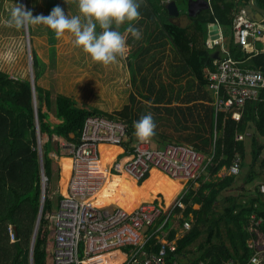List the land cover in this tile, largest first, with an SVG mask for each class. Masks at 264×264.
Here are the masks:
<instances>
[{
    "label": "trees",
    "instance_id": "1",
    "mask_svg": "<svg viewBox=\"0 0 264 264\" xmlns=\"http://www.w3.org/2000/svg\"><path fill=\"white\" fill-rule=\"evenodd\" d=\"M175 1L179 9L182 7L187 10L188 0ZM254 1L264 9V0ZM210 2L211 9L202 11L195 18L188 17L189 23L181 26L173 20L174 17L159 0H141L138 10L140 17L142 16L150 24L146 32V40L149 44L133 49L128 55L127 68L116 64L118 74L112 77L119 80L118 84L116 82L112 84L113 80H111L108 81V85L112 84V87L114 89L117 87L119 91L124 88L127 90L126 71L129 72L130 84L135 82L137 74L148 61L149 53L158 46H165L166 42L172 44L179 56L181 66L176 75L181 77L185 72L184 74L191 77L189 86L180 87L175 93L172 87L161 85L157 88L153 82L148 83L147 93L141 96L142 101L145 100L148 105L129 90L128 101L124 105L120 106V101L116 100L113 106L120 108L108 110L100 104L101 99L105 100V96L94 97L87 101L73 90L67 93L61 91L53 95L50 86L44 87L39 84V80L46 75L47 64L38 55L33 44L31 52L36 109L31 79L12 78L8 73L0 70V264H31V246L43 192L36 111L40 137L47 135L48 140L41 146L43 172L47 179L45 200L33 248V264H52L49 252V242L54 233L52 214L57 210L62 199L58 187L60 166L50 153L60 156L61 150L65 147L64 142L78 145L85 120L92 115L105 116L126 124L128 137L122 145L127 150H131V144L136 139L133 121L145 114L147 108L158 114L166 113L167 116L174 118L180 128L190 129L191 132L182 140L209 159L204 170L209 179H206L205 174H201L197 179L199 186L194 187L191 183L183 197L186 208L179 223L182 224L184 219L189 220L191 217L193 226L179 238H176L175 229L170 230L168 238L175 239L177 248L175 252L169 254L168 261L180 262L187 258L189 261L187 264H198L200 261L207 264H227L230 260L244 264L254 253L255 249L248 246V240L257 239L258 234L250 232L248 227L251 225L252 215H255L257 219H262L258 231L264 235V198L262 197L264 194L259 189L257 195L244 200L239 196L226 197L225 204L219 206L221 193L233 185L236 177L228 174L219 176V172L232 164L236 154H239L243 165L246 155L245 143L243 139L238 140L237 137L243 134L253 135L248 133L249 129H254L256 134L252 136L250 167L259 164L261 170H264V144L258 140V136L264 138V90L260 94L259 102L246 103L239 118H235L233 112L216 111L205 77L206 68L215 70L213 50L206 44L207 25L219 22L221 26L230 29L236 0H210ZM49 4L51 10L55 6V0H49ZM140 17L136 22L143 23L144 19ZM160 23L161 26L158 27ZM153 25L156 30L152 29ZM49 35L51 43L56 42V36L51 29ZM161 39L163 40L160 41ZM226 45L235 59L245 61L242 66L260 69L264 75V51L258 54L248 53L235 42L232 35ZM76 70L82 72L86 68L77 67ZM83 76V74L78 76L73 74L66 78L68 83H76ZM141 81L145 86L147 83L145 77H142ZM71 88L73 89L72 86ZM90 89L97 94L101 91ZM184 91L187 92L183 93ZM126 93L125 91V96ZM110 99L108 98V101ZM92 102L97 104L91 105ZM51 114L61 122L52 123L49 120ZM159 118L160 116L153 115L154 121ZM55 136L58 137L57 140L54 139ZM117 150L118 147L105 151L102 164L105 165L111 160ZM61 164L63 186L66 190L71 160L64 157L61 159ZM138 184L141 185L136 186L123 175L108 177L102 190L97 194L96 203L100 206L114 204L127 207L134 202L136 196L153 200L158 194H162L165 205H168L182 187L181 183H176L170 177L155 170L151 172L149 178L140 180ZM113 194V197L107 199ZM220 210L224 212L221 213ZM179 211L180 208L176 209V213ZM171 225V221H168L165 228L168 230ZM10 227L14 230V241L11 240ZM202 233H206L204 240L196 250H191L190 246ZM151 247L148 249L151 250ZM115 256L118 259L123 258L118 253L113 254V257ZM103 261L109 262V259ZM114 263L117 264L118 261Z\"/></svg>",
    "mask_w": 264,
    "mask_h": 264
},
{
    "label": "built area",
    "instance_id": "2",
    "mask_svg": "<svg viewBox=\"0 0 264 264\" xmlns=\"http://www.w3.org/2000/svg\"><path fill=\"white\" fill-rule=\"evenodd\" d=\"M160 1L165 3L166 0ZM236 5L231 24L235 42L248 53L258 54L260 51L251 45L252 41L264 37V25L250 17L247 0H237ZM206 44L212 50H219L220 55L214 60L215 70L205 69L207 88L216 111L233 112V116L239 118L247 102H259L264 90V75L260 69L242 66V61L233 57L220 25ZM124 53L128 54L129 48ZM127 137L126 124L92 115L85 120L80 143L66 146L70 150L71 171L65 193H60L62 199L52 214L54 233L49 242L52 264H115V261L117 264H180L178 260L167 259L177 247L175 239L168 238L174 225L168 230L165 225L177 214H180L179 219L183 218L187 184L197 182L209 159L191 145L168 143L159 146L151 138L140 141L136 137L132 149L127 150L122 145ZM237 139L242 140L243 135ZM101 146L119 147L121 152L103 165ZM152 170L183 182L167 206L163 199L158 201L160 194L129 210L114 204L97 205V194L108 177L127 175L138 183L146 180ZM240 171L241 158L236 154L227 174L237 176ZM259 189L264 194V184ZM178 208L181 211L176 213ZM261 223V218L252 215L248 229L257 233L258 238L248 240V246L255 251L244 264H264V235L258 231ZM181 227L185 234L191 228L190 221L184 219ZM9 232L14 241L12 227ZM115 253L123 258L113 257ZM198 264L207 263L200 261ZM227 264L241 263L230 260Z\"/></svg>",
    "mask_w": 264,
    "mask_h": 264
},
{
    "label": "rangeland",
    "instance_id": "3",
    "mask_svg": "<svg viewBox=\"0 0 264 264\" xmlns=\"http://www.w3.org/2000/svg\"><path fill=\"white\" fill-rule=\"evenodd\" d=\"M20 2L23 3L26 9H31L33 15H46L50 11L49 0H20ZM56 4H60L68 15L79 13L77 0H55V5ZM13 5L14 0H0V70L8 73L12 78L25 80L31 79V67L33 64L31 48L34 45L39 53L38 55L47 64V70L45 72L46 75H44V77L39 80V84L43 85L44 87L50 86L52 88L53 95L61 91L67 93L73 90L76 94H79L83 98V100L87 101L91 100L94 97L98 98V96H105L104 99L106 101L101 99L100 104L103 105L102 107L105 106L107 108L106 110H108L109 108L114 109L115 107L113 106V102H116V100L120 101V106L124 105V103L128 101L129 91H132L136 95V97L142 101L143 98L141 96L142 94L147 93L148 83L153 82L157 88H159L161 85H165L167 86V88L172 87L173 93H175L180 87L189 86L191 79L190 75L184 74L185 72L181 74L182 76L180 75L181 77H178V75H176L181 66L179 56L172 44L166 42L165 46H158L149 53L147 57L148 61L145 62L146 65H144L140 73L137 74L135 82L133 81L130 84L129 72L126 71L127 90L126 88H124L123 90L119 91L117 90V87L116 89L112 87V84H114V82L118 84L119 81L115 80V77H112L115 74H118L116 64H118V66L121 64L122 67H126V64L129 61L128 54L133 52V49L139 47L140 45L147 46V44H149L146 40V32L148 31L150 24L146 19L142 18V16L140 18L144 19L143 23L136 22V20L135 22H131L139 30V38L133 37L130 32H122L123 29H125L126 24L129 22L122 23L119 26L118 30L125 37L126 48H129V53H124L123 56H119L117 58L118 60H116L115 62L105 65L103 63L92 60L87 53L82 51L80 47H77L73 43L74 37L71 33L66 32L63 37H56V42L51 43L49 35L50 29L46 25H29L20 29L9 25L7 23V19L10 8ZM180 10H182L181 15L178 19H175V22L179 23L180 25H184L185 23H187L188 17L184 8L181 7ZM154 26L155 25H153V27ZM160 26L161 23L158 25V27ZM221 31L225 37V43L228 42L231 35V29L222 26ZM162 40L163 39H161L160 41ZM256 43L258 49H263L264 39H261ZM52 48L53 51H51ZM77 67L86 68V70L82 72L77 71ZM73 74H77V76L83 74L84 76L76 81V83H68L66 77ZM142 77H145L147 81L145 86L141 81ZM111 80H113L112 84L108 85V81ZM71 86L73 87V89L71 88ZM90 88L101 91L97 94V92L91 90ZM125 91L127 92L126 96L124 95ZM121 92H123V94H121ZM186 92L187 91H184L183 93ZM169 93L171 92L169 91ZM108 98L111 99L108 101ZM142 102L145 103V105H148L145 100ZM96 104V102L91 103V105ZM120 106L116 107L115 109L120 108ZM148 112H150L152 116H160V118L155 121V135L151 137L156 145L163 146L172 142L187 144L184 143L182 138L184 136H187L189 132H191L190 129L185 130L180 128V126L175 122L174 118L172 116H167L166 113L158 114L154 112V110L147 108L146 113ZM49 120L54 124L58 123V119L52 114L50 115ZM248 133H253V135L248 136L247 134H243L242 140L244 141L246 148L245 161L243 162V165H241V171L235 177V182L233 183V185L221 193L219 198L224 202L219 203V206L225 204L224 198L226 197L239 196L240 199L244 200L246 198L248 199L249 197L255 196L258 193L260 185L264 184V170H261L260 165L258 164L253 168L250 167V165L252 164L253 149L252 136H256V134L254 133V129H249ZM54 139L57 140L58 137L55 136ZM258 140L261 144H264L263 137L258 136ZM45 141H47V135H42L41 146ZM63 144L67 146L69 145L67 142H64ZM50 156H52L53 158L55 157L52 154H50ZM58 157V159L54 158L58 161L60 166V179L58 187L59 192L64 194L65 190L63 186V169L61 159L62 157L69 158L70 151L68 149H63L61 150V155ZM202 174H205L206 179H209V176L206 174V172H203ZM226 174L227 168H223L219 172V176ZM191 183L192 182L187 184V186H189ZM141 184L136 183L137 186H140ZM192 184L194 187L199 186L198 181ZM162 196V194L159 195L158 201L163 199ZM262 197L264 198V196ZM142 201L148 200L147 198L135 199L136 203ZM164 206L167 205H165L164 203ZM179 216L180 214H177L175 218L171 219V224L174 225V229L177 231V238L183 236L184 234L181 224L179 223ZM188 221H190V225L192 227L193 219L190 217ZM205 235L206 233H202V235L196 240V242H194L190 246V249L196 250L198 245L204 240ZM225 241L228 242L227 240Z\"/></svg>",
    "mask_w": 264,
    "mask_h": 264
},
{
    "label": "clouds",
    "instance_id": "4",
    "mask_svg": "<svg viewBox=\"0 0 264 264\" xmlns=\"http://www.w3.org/2000/svg\"><path fill=\"white\" fill-rule=\"evenodd\" d=\"M140 3L141 0H77L78 14L68 15L60 4H56L46 15H33L20 0H14L7 23L17 29L46 25L57 38L63 37L66 32L71 33L77 47L92 60L107 65L125 52V37L118 30L122 23L129 22L125 31L135 38L140 37L139 30L131 23L140 17ZM155 127L150 112L133 121L134 135L140 141L153 137Z\"/></svg>",
    "mask_w": 264,
    "mask_h": 264
},
{
    "label": "water",
    "instance_id": "5",
    "mask_svg": "<svg viewBox=\"0 0 264 264\" xmlns=\"http://www.w3.org/2000/svg\"><path fill=\"white\" fill-rule=\"evenodd\" d=\"M165 8L167 9L168 13L173 16V17H178L180 15V10L177 5V2L175 0H170L165 3ZM210 8V3L208 0H188L187 3V13L190 17H196L202 10H207ZM248 13L250 17L254 18L256 21L261 22L264 21V9L259 7L254 0H248ZM218 24H214L210 27L211 34H216L218 32ZM155 29V26L153 27V30ZM213 35V36H214ZM212 57L214 59H218L220 57L219 55V50H216L213 54ZM31 83H32V91H33V96H34V106L36 109V98H35V88H34V77H33V69L31 67ZM36 127H37V134H38V152L40 156V163H41V176H42V201H41V207H40V212L38 215L34 235H33V240H32V246H31V264H33V248L37 236V231L39 228V223H40V218H41V213L43 209V204L45 200V183L44 181L46 180L44 177V172H43V161H42V151H41V137H40V132H39V124H38V117H37V111H36ZM48 140V138H47ZM53 154V153H52ZM55 156V154H53ZM224 201H221L219 203H223ZM221 213H223V210H220ZM189 261L187 258L184 260H181V264H187Z\"/></svg>",
    "mask_w": 264,
    "mask_h": 264
},
{
    "label": "crops",
    "instance_id": "6",
    "mask_svg": "<svg viewBox=\"0 0 264 264\" xmlns=\"http://www.w3.org/2000/svg\"><path fill=\"white\" fill-rule=\"evenodd\" d=\"M159 1H160V0H159ZM168 1H170V0H166L165 3L168 2ZM208 1H209V3H210V8H209V9H211V2H210V0H208ZM247 2H248V0H247ZM160 3H161V1H160ZM165 3H162V4L164 5V7H165ZM236 4H237V0H236ZM177 5H178V4H177ZM236 6H237V5H236ZM236 6H235V9H236ZM247 6H248V5H247ZM178 7H179V6H178ZM179 10H180V9H179ZM202 11H204V10H202ZM202 11H201V12H202ZM234 11H235V10H234ZM201 12H200V13H201ZM200 13H199V14H200ZM199 14H198V15H199ZM180 15H181V10H180ZM180 15H179V16H180ZM186 15H187V17H190V16L188 15V13H187V10H186ZM198 15H197V16H198ZM179 16H178V17H174V21H175V19H178ZM197 16H196V17H197ZM172 17H173V16H172ZM190 18H193V17H190ZM194 18H195V17H194ZM188 23H189V18L187 19V23H185L184 25H181V26H185V25H187ZM178 24H179V23H178ZM214 24H218V25H220L219 22L209 23V24L207 25V35H208V37L214 35V34H211V31H212V30L210 29V27H211L212 25H214ZM261 24L264 25V21H261ZM179 25H180V24H179ZM221 27H222V26L220 25V28H221ZM230 29H231V28H230ZM218 30H219V27H218ZM123 32H124V31H123ZM222 35H223V33H222ZM231 35L234 37V34H233L232 30H231ZM231 35H230V37H231ZM223 37H224V35H223ZM207 39H208V38H207ZM234 39H235V38H234ZM262 39H264V37H263ZM260 40H261V39H260ZM260 40H258V41H260ZM224 41H225V37H224ZM258 41H252V45H251V47H252V48H255V49H257V50H259L260 52H262V51H264V44H263V49L261 48V50H260V49H258L257 46H256V44H257L256 42H258ZM225 44H226V43H225ZM216 50H217V49H216ZM216 50H213V53H214ZM260 52H259V53H260ZM244 62H245V61H244ZM244 62H242V63H244ZM57 122L60 123L61 121H60V120H59V121L57 120ZM55 124H57V123H55ZM47 138H48V136H47ZM66 146H67V145H65V147L63 148L64 150L69 149V148L66 147ZM118 148H119V147H118ZM120 150H121V149H120ZM69 151H70V150H69ZM50 154H52V153H50ZM53 154H55V153H53ZM53 154H52V155H53ZM53 156H54V155H53ZM54 158L58 159L59 157L55 154V157H54ZM62 158H63V157H62ZM152 171H153V170H152ZM155 171H156V170H155ZM150 175H151V174H150ZM149 177H150V176H149ZM149 177H148V178H149ZM162 197H163V196H162ZM136 198H139V197L136 196V197L134 198V201H135ZM140 199H141V198H140ZM118 254H119V253H118ZM117 256H118V255H117Z\"/></svg>",
    "mask_w": 264,
    "mask_h": 264
},
{
    "label": "bare ground",
    "instance_id": "7",
    "mask_svg": "<svg viewBox=\"0 0 264 264\" xmlns=\"http://www.w3.org/2000/svg\"><path fill=\"white\" fill-rule=\"evenodd\" d=\"M116 147H114V146H101V163H102V157L103 156H105V151H107V150H114ZM121 152V150H120V148H118V150H117V152L115 153V155L116 154H118V153H120ZM115 155L113 156V158L112 159H114V157H115ZM112 159L111 160H109L106 164H109L110 163V161H112ZM105 164V165H106ZM124 177H126L127 178V180L128 181H130V182H132V183H134L135 185H136V182H135V180L134 179H132L131 177H129V176H127V175H123ZM172 179V178H171ZM173 181H175L176 183H181L182 184V182L181 181H178V180H174V179H172ZM137 186V185H136ZM114 196V194L112 195V196H109V197H107V199H109V198H111V197H113ZM148 201H152V200H149V199H147ZM154 200V199H153ZM141 202H139V203H136L135 201L130 205V206H127V207H121V208H124V209H132V208H135L136 206H138L139 204H140ZM100 206V205H99ZM102 206H106V205H102Z\"/></svg>",
    "mask_w": 264,
    "mask_h": 264
}]
</instances>
